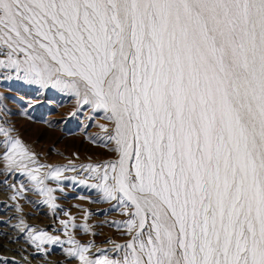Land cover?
<instances>
[{
  "label": "snow or ice",
  "instance_id": "snow-or-ice-1",
  "mask_svg": "<svg viewBox=\"0 0 264 264\" xmlns=\"http://www.w3.org/2000/svg\"><path fill=\"white\" fill-rule=\"evenodd\" d=\"M0 69L111 122L118 159L88 167L129 238L118 258L70 239L69 257L264 264V0H0ZM6 125L0 163L42 184Z\"/></svg>",
  "mask_w": 264,
  "mask_h": 264
},
{
  "label": "rangeland",
  "instance_id": "rangeland-1",
  "mask_svg": "<svg viewBox=\"0 0 264 264\" xmlns=\"http://www.w3.org/2000/svg\"><path fill=\"white\" fill-rule=\"evenodd\" d=\"M4 70L0 115L8 121L6 126L14 127L12 135L21 140L30 154H35V163H29V168H38L43 180L42 184L37 183L27 170H9L0 163V205L3 200H11L25 232L35 227L22 242L28 243V248L38 245L45 250L44 256L58 258L68 256L67 250L76 246L68 242L70 239L87 247L108 244L111 248L107 254L118 258L112 245H123L129 238L122 224L127 219L124 207L104 199L101 190L92 187L98 183L97 173L88 167L118 159L114 141H107L98 126H111V122L103 118L102 111L78 104L70 90L31 85L19 79L14 70ZM3 147L0 144V150ZM56 168L61 169L59 179L51 175ZM41 233L43 243L34 239ZM47 237L58 240L51 243ZM70 263L79 264L73 257L65 264Z\"/></svg>",
  "mask_w": 264,
  "mask_h": 264
},
{
  "label": "bare ground",
  "instance_id": "bare-ground-1",
  "mask_svg": "<svg viewBox=\"0 0 264 264\" xmlns=\"http://www.w3.org/2000/svg\"><path fill=\"white\" fill-rule=\"evenodd\" d=\"M4 75L5 70L0 69V82H3ZM3 120H5V117L0 115V121L2 122ZM3 201V205H0V211L2 212L0 213V264H65L69 259L68 256L62 258L52 256L49 257V255L44 256L45 250L40 249L38 245L33 244L31 245V248L26 247L28 243H24L22 241L28 238V236H31V232L34 231L31 230L33 227L25 232V226L19 221L20 215L14 206L15 204L8 199ZM43 225L40 227L42 229H47ZM49 230L54 229L49 228ZM22 235H24V238ZM108 248H111V245H91L88 247V253L86 254L90 255V258H93L97 255H101V250L106 251Z\"/></svg>",
  "mask_w": 264,
  "mask_h": 264
}]
</instances>
